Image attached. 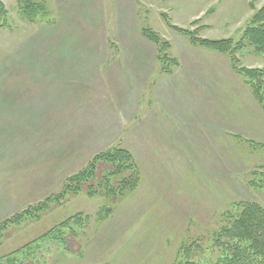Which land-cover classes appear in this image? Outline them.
I'll return each mask as SVG.
<instances>
[{"label": "rangeland", "instance_id": "obj_1", "mask_svg": "<svg viewBox=\"0 0 264 264\" xmlns=\"http://www.w3.org/2000/svg\"><path fill=\"white\" fill-rule=\"evenodd\" d=\"M1 1L0 264H176L186 249L208 263L225 211L264 209L249 184L263 106L228 54L178 30L238 41L264 0ZM236 56L264 67L251 46ZM115 148L133 157L135 187L66 190Z\"/></svg>", "mask_w": 264, "mask_h": 264}, {"label": "trees", "instance_id": "obj_2", "mask_svg": "<svg viewBox=\"0 0 264 264\" xmlns=\"http://www.w3.org/2000/svg\"><path fill=\"white\" fill-rule=\"evenodd\" d=\"M23 7L26 13L33 15L34 10L32 11L33 7L30 3ZM7 13L5 5L0 0V26L5 24ZM178 30L195 45L228 54L231 57L232 69L243 77L252 95L264 110V67L238 66L236 56L245 46H251L257 54L264 56V5L253 13L241 38L235 42L231 39L201 38L195 31ZM142 33L157 44L161 51L168 47L167 42H161L149 30H142ZM94 159L87 168L70 178L73 184L69 182L65 186L66 190H79L85 184L88 194L105 191L107 197L114 199L115 187L111 183L112 178L120 179L119 184L124 188L137 185L139 171L127 150L115 148L113 151L97 154ZM100 163L106 167L98 170L100 172L97 174L96 165ZM252 176L249 184L263 188L264 167L253 171ZM223 217L225 224L213 234L212 250L215 251L213 259L208 263L192 260L190 251L186 249L184 254L187 257L176 264H264V209L255 202H242L237 211L227 210L223 213ZM67 222L68 220L64 221L60 226L66 225Z\"/></svg>", "mask_w": 264, "mask_h": 264}]
</instances>
